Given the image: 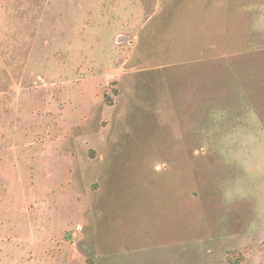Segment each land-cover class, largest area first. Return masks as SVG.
I'll use <instances>...</instances> for the list:
<instances>
[{
  "label": "rangeland",
  "instance_id": "obj_1",
  "mask_svg": "<svg viewBox=\"0 0 264 264\" xmlns=\"http://www.w3.org/2000/svg\"><path fill=\"white\" fill-rule=\"evenodd\" d=\"M0 264H264V0H0Z\"/></svg>",
  "mask_w": 264,
  "mask_h": 264
}]
</instances>
